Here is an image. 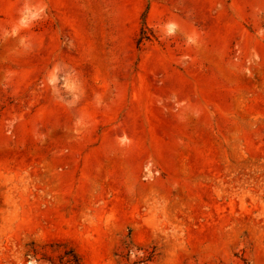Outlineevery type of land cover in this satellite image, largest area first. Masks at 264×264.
Returning <instances> with one entry per match:
<instances>
[{
    "label": "rangeland",
    "instance_id": "obj_1",
    "mask_svg": "<svg viewBox=\"0 0 264 264\" xmlns=\"http://www.w3.org/2000/svg\"><path fill=\"white\" fill-rule=\"evenodd\" d=\"M0 264H264V0H0Z\"/></svg>",
    "mask_w": 264,
    "mask_h": 264
}]
</instances>
